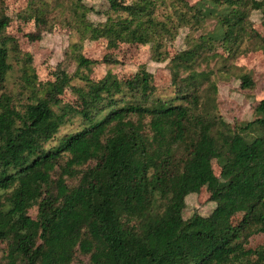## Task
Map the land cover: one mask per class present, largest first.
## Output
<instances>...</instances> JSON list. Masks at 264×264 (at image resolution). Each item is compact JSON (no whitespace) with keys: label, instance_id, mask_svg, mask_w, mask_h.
Returning a JSON list of instances; mask_svg holds the SVG:
<instances>
[{"label":"trees","instance_id":"1","mask_svg":"<svg viewBox=\"0 0 264 264\" xmlns=\"http://www.w3.org/2000/svg\"><path fill=\"white\" fill-rule=\"evenodd\" d=\"M104 1L99 23L86 0L28 1L19 17L35 23L31 44L56 26L77 37L62 63L71 76L45 82L0 0V264H264L252 242L264 235V100L235 124L218 102L223 73L255 90L253 74L228 62L264 55L251 20L259 12L264 28V0ZM183 28L186 48L172 57L167 42ZM86 42H152L171 88L159 91L146 69L93 80L118 60L88 58ZM206 184L214 210L187 217V198Z\"/></svg>","mask_w":264,"mask_h":264},{"label":"rangeland","instance_id":"2","mask_svg":"<svg viewBox=\"0 0 264 264\" xmlns=\"http://www.w3.org/2000/svg\"><path fill=\"white\" fill-rule=\"evenodd\" d=\"M29 0H5L7 15L12 19L8 34L16 38L22 50L29 52L34 56V65L42 81H55L61 78H68L73 73V67H65V53L69 46L77 41V37L68 29L55 27L54 32L44 33L41 41L30 43L26 37L27 34L35 31V23L32 19H23L19 17L27 7ZM191 5L196 4L199 0H185ZM130 2V0H127ZM88 6L94 9L90 15L95 23L102 22L103 16L99 12H103L107 8L104 0H86ZM262 15L254 12L251 20L258 32L264 33L261 25ZM189 34L188 28L181 29L178 37L174 41L168 40V50L172 57L186 48V37ZM152 42L146 45H121L116 50H109L106 42H86L84 44V54L93 60L103 61L107 58H116V64L102 63L95 67L91 78L100 80L109 71L114 72L121 79L131 77L141 69H146L154 77V83L159 91L169 90L173 82V75L170 71V61L165 63H157L151 59L150 49ZM223 57L228 58V53L220 48L218 51ZM229 65L240 66L253 74V80L256 87L253 91L241 88V82L233 79L228 73H223L219 77V109L225 120L230 124L241 121H251L254 118V108L262 100H264V55L262 52H250L245 55H238L229 58ZM64 67L63 71H59V67ZM172 95H166L170 98ZM64 101H73L74 97L71 91H67L63 97ZM75 102V100H74ZM77 123L66 125L62 128L60 136L74 132ZM215 172L220 174V169L214 163ZM211 186L206 184L200 195H192L187 198L188 210L187 217L194 212H198L201 216H209L215 208L210 202ZM245 217V213H240L232 220L234 225H238ZM252 242L255 245H264V235L255 237Z\"/></svg>","mask_w":264,"mask_h":264}]
</instances>
